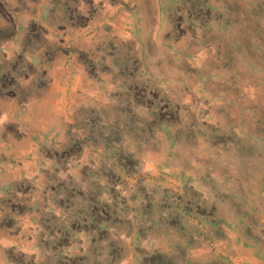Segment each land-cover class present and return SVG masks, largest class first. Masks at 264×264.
Segmentation results:
<instances>
[{
  "label": "rangeland",
  "instance_id": "1",
  "mask_svg": "<svg viewBox=\"0 0 264 264\" xmlns=\"http://www.w3.org/2000/svg\"><path fill=\"white\" fill-rule=\"evenodd\" d=\"M0 264H264V0H0Z\"/></svg>",
  "mask_w": 264,
  "mask_h": 264
},
{
  "label": "bare ground",
  "instance_id": "2",
  "mask_svg": "<svg viewBox=\"0 0 264 264\" xmlns=\"http://www.w3.org/2000/svg\"><path fill=\"white\" fill-rule=\"evenodd\" d=\"M154 25V24H153ZM169 57V56H168ZM239 262V261H238Z\"/></svg>",
  "mask_w": 264,
  "mask_h": 264
}]
</instances>
